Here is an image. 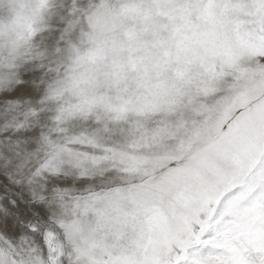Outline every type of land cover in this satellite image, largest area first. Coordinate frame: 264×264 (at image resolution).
I'll list each match as a JSON object with an SVG mask.
<instances>
[{
  "label": "snow or ice",
  "instance_id": "snow-or-ice-1",
  "mask_svg": "<svg viewBox=\"0 0 264 264\" xmlns=\"http://www.w3.org/2000/svg\"><path fill=\"white\" fill-rule=\"evenodd\" d=\"M0 264H264V0H0Z\"/></svg>",
  "mask_w": 264,
  "mask_h": 264
}]
</instances>
